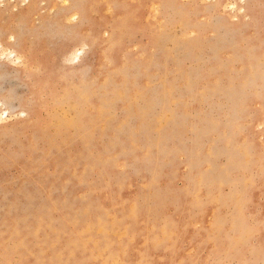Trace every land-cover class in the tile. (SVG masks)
<instances>
[{"label":"rangeland","instance_id":"374dc122","mask_svg":"<svg viewBox=\"0 0 264 264\" xmlns=\"http://www.w3.org/2000/svg\"><path fill=\"white\" fill-rule=\"evenodd\" d=\"M63 3L0 0V264H264V0Z\"/></svg>","mask_w":264,"mask_h":264},{"label":"bare ground","instance_id":"6f19581e","mask_svg":"<svg viewBox=\"0 0 264 264\" xmlns=\"http://www.w3.org/2000/svg\"><path fill=\"white\" fill-rule=\"evenodd\" d=\"M64 3L63 4H69L68 6H66V7H64L63 9H62V15H63V17H66V18H69V20H75L76 19V23H77V18L79 17V16H82L83 14H82V11H81V9H79L78 8V6H77V0H62ZM108 5H109V3H108ZM31 6V5H30ZM232 6V8L233 7H235L233 4L231 5ZM108 8V7H107ZM151 10V9H150ZM34 12V10L33 9H30V11H28V12H26V13H24V14H22V16H20L21 18H22V20H24V19H26V18H28V16L29 15H32V13ZM155 13V12H154ZM153 14V13H152ZM1 20V19H0ZM123 20V19H122ZM64 21V20H63ZM66 22H68L67 20H66ZM69 22H71V21H69ZM75 23V22H74ZM75 23V24H76ZM107 25V24H106ZM123 28V27H122ZM118 29V28H117ZM16 30V29H15ZM25 31V30H24ZM4 33H6L7 31H3ZM9 33H10V36H8L9 37V39H12V42H11V44H13L15 47H17V48H19L18 46H19V44H20V33H18L17 31H14V30H9ZM13 34H14V36H16L15 38H14V36H13ZM115 44V43H114ZM113 44V42H112V45H114ZM84 45V44H83ZM109 45H111V44H109ZM85 46V45H84ZM111 47V46H110ZM4 50V49H3ZM5 51V50H4ZM3 51V52H4ZM73 52V56H74V59H79L80 58V56H81V54L83 53V47H77V48H74V50L72 51ZM5 53V52H4ZM9 54L10 56H12L14 59H16V61H20L21 59H20V57L21 56H19V55H17V53H16V51L14 50V49H9V50H6V54ZM0 103H1V101H0ZM103 109V108H102ZM0 119H2V114H1V110H0ZM30 120V119H29ZM57 120V119H56ZM60 122V121H59ZM64 122H66L65 120H64ZM63 122V123H64ZM56 123V122H55ZM62 123V122H61ZM58 124V123H57ZM21 125V124H20ZM19 126V125H18ZM63 126V125H62ZM10 132H12V131H10ZM133 210H134V208H133ZM132 214H134V212L132 211V213H130V215H132ZM29 251V250H28ZM57 258V256L55 257V259ZM42 261V260H41ZM37 262V261H36Z\"/></svg>","mask_w":264,"mask_h":264}]
</instances>
